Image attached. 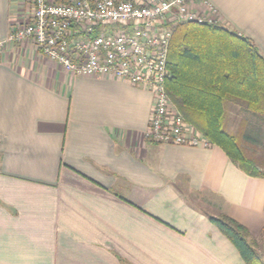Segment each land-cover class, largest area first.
I'll return each instance as SVG.
<instances>
[{
  "label": "crops",
  "instance_id": "0c3cea01",
  "mask_svg": "<svg viewBox=\"0 0 264 264\" xmlns=\"http://www.w3.org/2000/svg\"><path fill=\"white\" fill-rule=\"evenodd\" d=\"M205 1L264 58V0ZM29 6L0 0V43ZM151 108L148 91L71 77L30 42L0 48V264H244L208 217L257 240L264 179L215 145L148 140ZM250 118L227 102L223 128Z\"/></svg>",
  "mask_w": 264,
  "mask_h": 264
},
{
  "label": "built area",
  "instance_id": "2783aa9c",
  "mask_svg": "<svg viewBox=\"0 0 264 264\" xmlns=\"http://www.w3.org/2000/svg\"><path fill=\"white\" fill-rule=\"evenodd\" d=\"M29 15L8 43L30 42L71 77H106L152 97L146 138L164 145L209 148L170 102L165 82L172 31L182 24L217 25L205 0H28Z\"/></svg>",
  "mask_w": 264,
  "mask_h": 264
},
{
  "label": "trees",
  "instance_id": "16d2710c",
  "mask_svg": "<svg viewBox=\"0 0 264 264\" xmlns=\"http://www.w3.org/2000/svg\"><path fill=\"white\" fill-rule=\"evenodd\" d=\"M166 65L165 91L184 121L242 172L264 179V167L248 158L237 137L223 128L227 102L241 104L264 126V58L253 43L218 25L182 24L172 31ZM208 219L244 264H263L257 240L242 225L225 214Z\"/></svg>",
  "mask_w": 264,
  "mask_h": 264
},
{
  "label": "rangeland",
  "instance_id": "374dc122",
  "mask_svg": "<svg viewBox=\"0 0 264 264\" xmlns=\"http://www.w3.org/2000/svg\"><path fill=\"white\" fill-rule=\"evenodd\" d=\"M228 113V112H226ZM226 126V125H225ZM224 128H227L225 127ZM236 129H234L235 135L240 142V145L248 158L256 160L258 166L261 165L264 167V126L260 125L258 121L254 118H250V121H245L242 123L239 122L235 124ZM234 127V128H235ZM229 129V128H228ZM247 134L250 136L249 140H245L242 136ZM257 136H256V135ZM242 135V136H241ZM256 136V138H255ZM254 137L255 139H252ZM258 244V254L264 264V235L260 234V237L257 239Z\"/></svg>",
  "mask_w": 264,
  "mask_h": 264
}]
</instances>
